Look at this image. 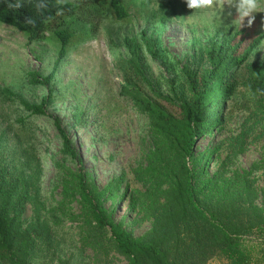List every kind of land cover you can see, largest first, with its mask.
Returning a JSON list of instances; mask_svg holds the SVG:
<instances>
[{
	"label": "rangeland",
	"instance_id": "obj_1",
	"mask_svg": "<svg viewBox=\"0 0 264 264\" xmlns=\"http://www.w3.org/2000/svg\"><path fill=\"white\" fill-rule=\"evenodd\" d=\"M65 1L76 4V11L49 21L36 42L30 43L25 33L0 23V135L5 134L10 146L2 155L9 158L10 151L18 148V132L22 141L30 140L43 169L38 197L43 205L41 220L47 223L42 225L41 238L33 242L31 264H127L126 258L117 253L109 230L96 227L78 196L60 203L61 179L80 168L77 160L64 153L54 117L69 133L88 183L99 190L117 183L118 197H109L103 203L113 220L122 222L134 236L143 235L152 225V212L157 213L161 203L154 196L156 184L150 179H138L134 172L146 164V153L151 148L148 118L136 110L122 91L132 88L130 81L135 80L145 96L154 99L150 86L168 96L178 70L217 30L227 33L239 29L233 25L237 13L227 5L220 13L223 0H215L216 6L206 10H193L186 0H120L128 16L119 20L112 13L109 0ZM254 16L251 26L245 17L240 29L247 34L238 36L237 41L242 38L241 50L256 36L262 35V41L235 71L237 93L225 103L220 126L198 139L195 151L217 147L204 181L215 173L223 180L237 177L250 187V196L256 198L254 204L262 207L264 100L261 106L260 97L245 86L244 70L249 63L264 62V12ZM59 28L72 33V37L67 55L48 86L53 89L54 99L45 115H30L20 105L18 96L39 102L47 95L45 86L30 84L28 73L47 76L54 69L60 47L55 31ZM143 30L161 41L167 52L162 57L174 61L175 73L169 70L168 63L141 47L139 63L147 81L136 77L120 43L124 37L137 36ZM177 83L180 88L185 85L184 76ZM2 89L15 95L4 94ZM189 93L186 88L180 97ZM166 107L173 114L179 113L177 106ZM207 192L215 200L216 195L224 194L221 186ZM228 193L233 194L231 188ZM109 194L107 191L106 197ZM33 215V206L27 204L22 216L24 225L33 220ZM249 219L244 216V223L249 224ZM243 243L250 250L252 264H264L263 233L253 228L243 235ZM202 260L200 264H229L217 253Z\"/></svg>",
	"mask_w": 264,
	"mask_h": 264
},
{
	"label": "trees",
	"instance_id": "obj_2",
	"mask_svg": "<svg viewBox=\"0 0 264 264\" xmlns=\"http://www.w3.org/2000/svg\"><path fill=\"white\" fill-rule=\"evenodd\" d=\"M109 2L117 19L128 16L127 8L120 0ZM76 9V4L65 0H0V23L25 33L32 43L42 37L49 21L74 13ZM246 32L237 28L227 33L217 30L213 38L178 70L179 74L171 80L168 96L152 86L149 88L154 99L145 96L135 80L130 81L132 88L123 89L122 95L129 97L136 110L148 118L151 140L146 164L134 172L138 179H150L156 184L154 196L161 203L159 211L152 212L150 229L141 236H134L122 222L113 220L103 203L104 199L118 197L117 183H110L102 190L88 183L82 159L69 133L61 127L60 119L54 117L64 153L77 160L80 168L77 173H69L67 178L61 179L60 203L78 196L81 207L96 227L109 230L117 253L126 258L127 264H200L202 258L216 253L229 264L253 263L250 250L243 243V235L257 228L264 237V206L254 204L256 198L250 196V187L237 177L223 180L215 173L204 181L217 147L195 151L196 141L220 126L225 103L237 93L235 71L262 41V35L256 36L241 50L242 38L238 42L237 37L245 36ZM55 35L60 47L54 69L47 76L28 73L30 84L45 86L47 95L39 102L18 96L20 105L30 115H45L54 99L53 89L48 86L67 55L72 33L59 28ZM160 42L145 30L137 36L123 38L120 45L129 55L127 60L136 77L147 81L139 63L141 47L151 56L168 63L170 71H177L174 61L163 59L167 52ZM244 70L245 86L260 97L263 106L264 62L249 63ZM181 76L185 78V85L180 88L177 80ZM186 88L189 95L180 97ZM2 91L15 95L8 89ZM166 105L177 106L179 113L169 112ZM17 134L18 148L10 151L9 158L2 155L10 148L9 140L4 133L0 135V264H31L33 242L41 238L42 225L47 223L41 220L43 205L38 197L43 169L30 140L22 141L20 133ZM219 186L224 194L216 195V200L214 196L209 197L207 191L214 192ZM230 188L233 194L228 193ZM107 191L110 194L106 197ZM27 204L33 206L34 215L33 220L24 225L22 216ZM244 216H249V224L244 223Z\"/></svg>",
	"mask_w": 264,
	"mask_h": 264
},
{
	"label": "clouds",
	"instance_id": "obj_3",
	"mask_svg": "<svg viewBox=\"0 0 264 264\" xmlns=\"http://www.w3.org/2000/svg\"><path fill=\"white\" fill-rule=\"evenodd\" d=\"M186 3L193 10H206L216 6L215 0H186ZM225 5L235 9L237 15L233 25L239 29L243 26L245 17L248 18V26H251L255 19L254 13L264 12V0H223V3L219 5L220 13Z\"/></svg>",
	"mask_w": 264,
	"mask_h": 264
}]
</instances>
